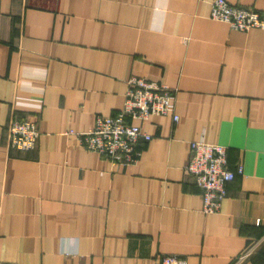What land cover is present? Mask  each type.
Wrapping results in <instances>:
<instances>
[{"label": "crops", "instance_id": "obj_1", "mask_svg": "<svg viewBox=\"0 0 264 264\" xmlns=\"http://www.w3.org/2000/svg\"><path fill=\"white\" fill-rule=\"evenodd\" d=\"M264 18V0H226ZM213 0H0V261L7 264H264V30L210 18ZM175 92L134 164L78 134L123 106L127 80ZM11 119L40 131L7 145ZM226 149L234 179L202 212L190 143ZM239 167L242 169L238 173Z\"/></svg>", "mask_w": 264, "mask_h": 264}, {"label": "built area", "instance_id": "obj_2", "mask_svg": "<svg viewBox=\"0 0 264 264\" xmlns=\"http://www.w3.org/2000/svg\"><path fill=\"white\" fill-rule=\"evenodd\" d=\"M210 18L228 24L235 31L264 30V18L249 8L231 6L226 0H213ZM175 112V92L165 84L145 77H131L120 111L114 116H98L94 127L78 134L80 145L98 153L114 164H134L139 156L136 145L140 140L149 141L150 135L129 120L143 122L151 116L172 115ZM40 131L29 120L11 119L7 125V145L21 152L36 146ZM190 154L184 169L201 190L202 212L218 213L226 196V186L234 179V172L227 168L226 149L219 144L204 141L190 143ZM238 173L242 172L239 167ZM0 264H7L0 261ZM161 264H186L174 255H164Z\"/></svg>", "mask_w": 264, "mask_h": 264}]
</instances>
